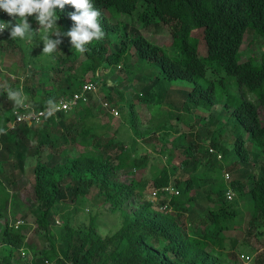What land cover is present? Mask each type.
Returning a JSON list of instances; mask_svg holds the SVG:
<instances>
[{
  "label": "trees",
  "instance_id": "16d2710c",
  "mask_svg": "<svg viewBox=\"0 0 264 264\" xmlns=\"http://www.w3.org/2000/svg\"><path fill=\"white\" fill-rule=\"evenodd\" d=\"M92 3L101 12L98 20L105 36L86 45L82 75L95 71L105 61L117 64L134 46L139 58L158 69L165 79L193 83L187 93L194 111L189 106L186 110L181 109L182 104L179 109L185 110L188 120L197 118L199 123L192 125L190 121H186L190 129L184 133L185 145L178 148L182 153L179 164L170 163L163 167L152 180V188L159 189L170 184L172 177L179 194L173 195L169 200L161 194L156 203L146 198L147 187L140 179L136 181L134 178H120L126 175L129 167L144 165L146 156H131L113 139L100 146L101 155L97 152L80 153L75 157L67 155L61 162L53 165H49L46 159L39 158L33 168L32 188L35 203L42 208L34 217V223L36 232L47 238L48 249H43L34 263L43 264L44 261H52L54 258L56 242L48 233L50 217L58 210V204L65 192L73 204V212H77V205L89 201L87 195L92 188L97 187L93 201L101 200L110 204L111 209L121 210L123 224L113 236L103 239L94 235V226L91 225L76 247L71 240L70 226L65 223L68 228V249L71 250L67 257L71 264H92L93 259H99L105 246L112 241L120 242L123 247L113 252V255L106 256L112 260L111 264H220L219 256L237 244V240L233 238L232 244L227 246L228 239L224 233L236 228V222L242 214L239 209L240 199L248 197L247 204L252 215L248 222L251 231L264 224L260 222L264 219V163L260 161V154L264 155V51L250 55L245 61L241 60L240 51L244 35L249 29L264 36V0H92ZM139 4L142 6L137 16L145 27L157 25L159 22L169 26L172 41L168 45L173 48V54L138 33L125 34L123 41L115 46V52L106 53L105 42L116 39L120 24H112L104 11L114 16L130 15L135 13ZM55 11L59 22L66 24L70 30L74 21L68 14L76 11L74 7L66 4L63 10L57 7ZM11 18L0 16L1 20L15 24ZM31 28L35 30L34 27ZM0 36L4 43V39L9 37V31L6 30ZM2 43L0 41V45ZM208 69L215 74L214 79L206 77ZM230 80L239 89V94L229 92L227 84ZM248 94L254 95L253 99L248 98ZM48 102L33 101V106L41 109ZM219 104L222 105L221 109L216 110L215 106ZM177 107L171 106L166 114L183 121V115L178 113L180 111H177ZM224 110L229 115L223 124L220 123V117ZM131 114L134 124L137 115L133 110ZM59 117H66L65 112L58 113L57 118ZM84 117H93L90 109L86 110ZM1 118L4 121L9 120L0 114ZM53 118L50 117L48 121ZM201 118L204 120L201 121ZM212 126L215 128L210 130ZM224 126H231L230 149L219 140ZM96 127L87 125L83 118L80 130L83 140L79 146L90 144L87 138ZM23 129L27 131L30 128L24 126ZM208 135L212 149L225 157L231 156L229 171L233 177L228 184H224L222 166L215 169L211 167L215 181L202 187L203 193L190 195L197 180H202L205 175L210 176L206 172L196 173L202 163V158L198 157V146L206 141L203 137ZM251 145L256 146L258 151L252 149ZM117 148L120 149L117 151ZM7 149L10 150V147ZM108 149L115 151L113 154L108 153ZM206 153L209 154L207 149ZM13 156L20 170L23 155L16 152ZM249 181L252 186L246 190V182ZM227 187L232 188L237 197L226 200L224 193ZM188 202L195 205L204 203V212L196 207H185ZM165 203L172 212L160 211V206ZM2 204L7 205L6 202ZM184 212H188L190 223L203 225V228L195 231L184 230L178 220L180 213ZM3 218L0 210V223ZM70 218L65 216L63 222ZM54 223L56 224L55 221ZM3 225L1 240L4 246L0 264H13L14 250L22 246L24 235L19 230L22 225L15 228L7 220ZM20 250L21 248L18 250L19 256ZM255 258L256 264H263V256ZM57 264L67 263L58 259ZM102 264H107L106 259Z\"/></svg>",
  "mask_w": 264,
  "mask_h": 264
},
{
  "label": "rangeland",
  "instance_id": "374dc122",
  "mask_svg": "<svg viewBox=\"0 0 264 264\" xmlns=\"http://www.w3.org/2000/svg\"><path fill=\"white\" fill-rule=\"evenodd\" d=\"M141 6L142 4H139L134 11L135 13L130 15L121 14L114 16L105 11V15L111 23L120 24V31L116 39L113 42L110 40L105 42L107 53H112L116 50L115 45L123 41L125 34L134 35L138 33L151 43L166 48L169 54H173V48L168 45L172 41L169 26L159 22L157 25L145 27L137 16ZM35 15L33 13L31 16H27V21L31 27L37 30L41 26L36 21ZM11 20L15 23H20L18 18L17 20L11 18ZM57 30L63 31L61 28H55L54 25L50 29L42 27L39 29V33H34L23 39L19 37L10 39L7 37L4 39V43L0 45L1 115L9 119L13 107L17 105V100L21 101L23 99L30 105H33L32 102L35 100L46 103L62 95L61 93L68 94L74 89L76 84L83 82V79H80L82 78V62L85 59L84 53L72 48L70 42L65 47L60 45L58 49L53 50L51 53L43 52L44 44L40 40V36L45 31L51 34ZM64 39L67 41L68 37H63ZM240 51L242 61H245L250 55L259 54L264 51V37L249 29L244 35ZM120 65L121 69L119 68L113 73V79L118 82L120 90L121 87L124 88L128 98L127 101H124L126 99L122 91L118 93L117 89H113V100L109 102L108 98L105 97L106 88L100 86L98 97L92 98L90 96L89 101L85 104L92 109L86 108L83 111L80 108L72 112H65L66 117H59L51 121L46 120L37 126L31 125L27 131L21 127L12 130L8 121H4L3 118L0 119V128L4 129L3 132H0V207H3L0 210L4 215L0 223V259L3 255L4 246L1 240V226H4L3 222L5 220L9 221V223L17 219H24L25 221V224L19 228L24 235L20 248H25L28 252L21 257L18 254L20 248H15L13 264H33L41 251L48 249L47 238L42 233L36 232L34 223V217L40 213L42 208L40 204L35 203L32 188L34 182L33 168L39 158H44L49 165H53L61 162L62 158L67 155L75 157L80 153L88 154L91 152H97L101 155L102 149L100 146L113 139L121 144L122 148L131 156L136 158L146 156L144 165L141 167H129L128 174L126 173L125 176L120 177L125 180L134 178L137 181L140 179L144 182L147 187L145 190L146 198H149L150 193L154 190L152 188V180L161 169L169 166L170 163L179 164L182 153L181 149L178 148L185 145L184 133L190 129V126L186 124L188 117L185 116V110L187 106L193 109L187 93L193 87V83L165 79L161 76L159 70L149 62H142L133 47ZM127 75L129 78L126 77ZM214 76L215 74L208 69L206 77L214 79ZM86 77L88 75L84 79ZM143 85H149L146 92L142 91ZM227 87L229 92L239 94V89L233 80L228 82ZM10 90L19 92L20 96L10 97ZM140 93H142L141 97L138 96ZM247 97L253 99L254 95L248 94ZM104 102H108L107 104L114 107L118 111L119 116L113 117L108 112H105ZM130 102L132 107H130ZM181 104V109L185 108V110L179 109ZM171 106H178L177 111H180L178 113L183 115V121L167 116L166 111ZM221 106L220 104L216 105L215 109L220 110ZM87 109L91 110L92 118L87 119L84 117ZM132 110L137 115L134 124L132 122ZM228 115L229 112L224 110L220 117V123L224 124ZM83 118L87 125L97 127L87 138L90 144L81 147L79 144L83 140L80 134ZM262 118L264 120V116ZM200 120L203 121L204 119L201 118ZM188 121L192 125L199 123L197 118H192ZM201 121L200 124L202 123ZM169 128L170 131H167ZM214 128L212 126L210 130ZM230 129L231 126H224L219 139L227 149L231 147L229 144ZM205 139L206 141L201 142L198 146V157L202 158V163L197 168L196 173L206 172L210 176L205 175L202 180H197L195 188L190 192V195L203 193L204 188L202 187L215 181L213 179L215 174L211 171V167L215 169L217 166H222V170L229 174L230 179L233 177L232 172L229 171L232 163L231 156L225 157L220 152H217L216 149H212L209 135L203 137V140ZM7 147H10V150ZM250 147L258 151L256 146L251 145ZM119 149L117 148V151ZM206 149L209 154L206 153ZM107 151L113 154L115 150L108 149ZM231 151L233 153V150ZM16 152H20L23 155L21 158L22 168L20 170L13 156ZM260 161L264 163V155L262 153L260 154ZM223 171L221 172L222 182L225 184L227 182ZM246 183V190H249L252 182ZM170 184L174 186L172 177ZM96 191L97 187L91 189L87 195L89 201L79 203L77 212H73V204L69 201V196L65 192L64 197L58 204V210L50 217L48 233L56 242V252L53 260L44 261L45 264H57L58 259L71 264L70 259L67 257L70 255L71 250L68 249L66 236L68 228H66L65 223L70 226L72 231L71 240L76 247L79 246V239L88 231L91 225L94 226V235L99 236L101 239L113 236L121 228L123 224L121 210L111 209L110 204L103 203L101 200L93 201L92 197H94ZM15 196L17 197L16 199L14 198ZM235 197H237L236 193H234L232 199ZM248 201L247 196L239 200V209L242 210V214L236 222V228L224 233L228 239L227 246L232 244L233 238L237 240V244L219 256L220 264H242L241 257L243 255H248L252 259L255 256L257 258L259 256L264 257V224L251 231V226L248 222L252 215L251 208L247 204ZM4 202L7 205L2 204ZM185 207H196L201 212L205 210L204 203L195 205L193 202H188ZM180 215L178 220L184 230L195 231L203 228V225L189 222L187 218L188 212L180 213ZM65 216H70L71 218L67 222H63ZM56 220L59 221L60 224L56 223L59 225L54 223ZM260 222H264V219H261ZM122 247L123 244L120 242H110L105 246V255L103 253L99 259H93L92 264H102L105 259L107 264H111L112 260L110 258L107 259L106 256L113 255V252L119 251ZM262 263L264 264V258Z\"/></svg>",
  "mask_w": 264,
  "mask_h": 264
},
{
  "label": "clouds",
  "instance_id": "9594fccd",
  "mask_svg": "<svg viewBox=\"0 0 264 264\" xmlns=\"http://www.w3.org/2000/svg\"><path fill=\"white\" fill-rule=\"evenodd\" d=\"M66 4L73 6L76 10L75 12H70L68 14L70 19L74 21V25L70 30L66 24L59 22V17L58 15H56L55 11L57 7L63 10ZM0 13L1 15H4L6 19L11 16L14 20H17V18L20 20V23L12 24L11 22L7 23L5 20L0 19V34L8 30L10 39H16L18 37L23 39L26 36H31L34 33H39V29L42 27L50 29L54 25L55 28L58 27L63 29V31L57 30L51 34L45 31L44 34L40 36V40H42L44 44V53H51L53 50L58 49L60 45L65 47L68 42L71 43L72 48H75L80 53H84L87 50V44H89L93 40H101L105 36V31L100 26L98 20V18L101 16V12L98 9L94 8L92 0H0ZM33 13L36 14L35 19L41 26L37 30H33L31 28V25L27 21V16H31ZM0 37V41L2 43V36ZM63 37H68L67 41L66 39L63 40ZM133 48L135 47L133 46ZM129 51L127 55H124L122 60H124L125 57L128 56ZM122 60L117 64H109L107 61H105L95 71L86 72V74L82 75V78L80 79H83L82 83L76 84L74 89H72L68 94L61 93L62 95L55 97V99H51L53 101H47L49 104L44 105V107L41 109H37L23 99H21V101L17 100V105L13 107L11 116L8 120L10 129L13 130L20 127L23 128L24 126L30 128L31 125L37 126L40 123L49 120L50 117H54L53 120H56L58 117V113L70 111L72 112L80 108H82V110L84 111L86 108H90L85 105L89 101L90 96L92 98L98 97L100 86H104L106 88L107 91L105 97L108 98L109 102L113 100V89H117L118 93H121L122 91L124 93V98L126 99L124 101H127L128 98L126 96V93L124 92V88L121 87L120 90L118 82H115L113 79V73L117 69H121L120 63L122 62ZM86 75H88V77L84 79ZM126 77L129 78L128 75ZM148 88L149 85H143L142 91L146 92ZM141 94L142 93H140L138 96L141 97ZM9 96L19 97L20 93L10 90ZM107 103L108 102H104L103 104L105 112H108L113 117L119 116L118 111ZM64 104H66V107H63ZM130 105H132L131 102ZM3 131L4 129L0 128V132ZM223 175L226 182H229L231 180L227 172L223 171ZM166 187L171 190H164ZM234 193L235 192L232 188L227 187V190L224 193L225 199L232 200ZM161 194H164V196L169 200V198L173 195L179 194V189L175 188L171 184H168L166 186H162L159 189H154L150 193L149 198L147 197V199L153 203H156L158 201L159 195ZM159 209L160 211L171 212V209L166 203L161 205ZM55 222L59 223L58 220H56ZM11 224H13L15 228H18L19 226L24 225L25 221L24 219H17ZM27 252L28 251H26L24 248H21L20 256H25ZM255 257L253 259L251 258V264H256ZM241 262L242 264H244L242 257Z\"/></svg>",
  "mask_w": 264,
  "mask_h": 264
},
{
  "label": "built area",
  "instance_id": "2783aa9c",
  "mask_svg": "<svg viewBox=\"0 0 264 264\" xmlns=\"http://www.w3.org/2000/svg\"><path fill=\"white\" fill-rule=\"evenodd\" d=\"M63 107H66V104H64ZM39 114H41V113H39ZM164 190H166V191L169 190L170 191L171 189H169L168 187H166ZM22 254H24V253H22ZM242 258H243L244 264H251V261H250L251 258L248 255H243Z\"/></svg>",
  "mask_w": 264,
  "mask_h": 264
}]
</instances>
